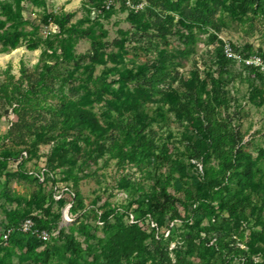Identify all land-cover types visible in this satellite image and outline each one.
I'll return each instance as SVG.
<instances>
[{"label":"rangeland","instance_id":"1","mask_svg":"<svg viewBox=\"0 0 264 264\" xmlns=\"http://www.w3.org/2000/svg\"><path fill=\"white\" fill-rule=\"evenodd\" d=\"M18 7L25 36L0 52V232L30 218L49 237L15 230L0 264H264V0ZM201 100L218 140L204 159L186 119Z\"/></svg>","mask_w":264,"mask_h":264},{"label":"trees","instance_id":"2","mask_svg":"<svg viewBox=\"0 0 264 264\" xmlns=\"http://www.w3.org/2000/svg\"><path fill=\"white\" fill-rule=\"evenodd\" d=\"M19 1L20 0H0V14L4 15V18L2 19L0 18V52H4L7 49L16 48L18 44L20 43V41L25 36V30L23 28L24 23L21 19L20 9L18 7ZM151 1L152 0H150V2ZM11 2L14 4V9L12 10L10 9ZM11 18L16 19L14 23L9 27H4L3 25L5 21ZM67 19H68V13H65V14L63 13L62 15H60V17L57 18V21L55 23L56 26L58 28L62 27L67 22ZM28 48L30 49L32 47L28 45ZM226 59L227 58L224 57V55L221 52L218 65L220 66L222 61ZM214 68L215 69L217 68V64L214 66ZM201 108L203 109V112L201 113L200 117L194 118L192 115H188L186 116V119L190 123L193 124L192 127L194 129H197L200 135V138L196 139V141L194 142L195 149L193 151L192 157L193 158L200 157L204 159L208 157L210 152L212 151L215 152L217 150L218 140L214 138L213 131L207 128V125L209 126L211 123V118L213 114V105L209 102H206V103L202 102ZM73 115L78 121L86 123L93 130H98L100 128L97 121L93 117H91L90 114L86 112L85 110L75 109ZM222 131L225 132L224 129H222ZM221 134H222L221 136L228 137V135H225V133L223 132ZM238 135H239L238 130H236L233 136L230 135V138H232L233 140L234 138L235 140L239 139ZM245 169L248 170V166H246ZM247 172L248 171H246L245 173L247 174ZM214 183L215 185H217L218 181ZM223 198L225 199H222L220 201V206L223 209L230 210L231 208H234L237 205L236 202L231 203L228 199H226V197H223ZM154 220H155V225L161 224L163 220V215L161 214L156 215ZM151 229L153 231L155 228L151 227ZM11 236L12 234H10L9 237ZM142 263H143V260L141 258H137L131 264H142Z\"/></svg>","mask_w":264,"mask_h":264},{"label":"built area","instance_id":"3","mask_svg":"<svg viewBox=\"0 0 264 264\" xmlns=\"http://www.w3.org/2000/svg\"><path fill=\"white\" fill-rule=\"evenodd\" d=\"M221 52L226 58H233L235 57L234 53L232 52L231 46L228 43H223L221 46ZM246 63H257L259 64L258 57H256L254 54L249 55L245 60ZM43 173L40 172L39 175H37V178L39 180H42ZM129 219H132V216L129 215ZM15 230H18L22 233H31L35 234L40 240H47L49 237L47 231L45 229H37L34 227V223L30 218H24L22 221L15 225H10L5 227L0 232V244L5 243V241L8 240L10 234H12Z\"/></svg>","mask_w":264,"mask_h":264}]
</instances>
